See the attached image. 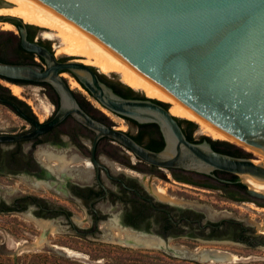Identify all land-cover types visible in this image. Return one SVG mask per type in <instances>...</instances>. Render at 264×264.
<instances>
[{"label":"water","instance_id":"obj_1","mask_svg":"<svg viewBox=\"0 0 264 264\" xmlns=\"http://www.w3.org/2000/svg\"><path fill=\"white\" fill-rule=\"evenodd\" d=\"M33 2L60 14L200 118L264 157V0ZM5 23L17 28L9 20ZM17 30L21 47L42 57L47 70L0 63V76L51 83L62 101L50 121L35 123L36 128L24 134L0 135L1 144L30 141L70 115L95 133L92 153L97 141L107 137L144 163L162 168L155 169L163 174L197 180L211 173L239 177L243 187H230V191H246L264 204V159L254 164L251 159L219 153L205 140L189 142L178 117L165 106L146 96L127 99L117 95L99 80L92 66L74 61L59 63L51 52L28 41L22 27ZM62 70L72 73L107 111L140 125L156 124L164 148L158 152L148 150L125 132L108 128L87 115L57 77ZM93 163L97 169L101 166L94 159ZM165 249L176 253L168 246Z\"/></svg>","mask_w":264,"mask_h":264},{"label":"flooded vegetation","instance_id":"obj_2","mask_svg":"<svg viewBox=\"0 0 264 264\" xmlns=\"http://www.w3.org/2000/svg\"><path fill=\"white\" fill-rule=\"evenodd\" d=\"M5 3L8 2L5 1ZM5 3L0 2V25L4 24L5 21L7 20L14 22L15 24L18 23L17 21L2 18L3 16H9V14L5 12L11 10L13 7V5H6ZM16 27L17 28L22 27L25 30L26 38L28 41L39 44L42 48L55 55L53 53L54 51L50 49L47 43L38 41L37 39L38 36L36 38L33 37L34 29L25 26L23 24L20 26H17L16 24ZM0 30L4 31V27H1ZM0 35H6L11 37V42H12L11 46L8 47H4V45L0 46V63L9 64V65L36 66L40 68L41 72L47 70V64L42 57H40L35 53L28 52L21 47V37L19 32L17 38H14L10 33L0 32ZM57 61L59 63H63L66 61H72V59L66 60V59L57 58ZM93 71L97 73L99 80L108 88L112 89V91L117 95L127 99H141L142 97L141 95H138L137 93L129 92L121 88L119 84H116L111 79H105L99 73V71L94 68ZM64 74H69V75L65 76ZM57 77H59V79L63 82V84L70 90L78 106L87 115H89L94 120L104 124L108 128H114L116 130H119L117 129V127L110 125L107 122L106 118L91 106L92 103H90L91 102L90 98H92L98 105L100 104L81 85V83L76 79V77L72 73L62 70L57 73ZM72 79L75 81V83L72 82ZM13 87H18L19 90L26 91L27 94H31V95H35V92H37L38 95H42L44 101H40V103L38 104L39 106L35 105L34 107L31 99H25L23 96H20V94L18 95L13 94L12 92ZM74 88H76L77 90H74ZM78 91L81 92L79 93ZM85 94L88 96L85 97ZM61 101H62L61 95L59 94L55 86H53L51 83L16 80V79H9L0 76V106L2 108L7 109L9 112L13 113L15 117L23 120L27 124V127L20 130L19 132H9L6 129L0 127V135H20L33 131L36 128L35 123L44 124L50 121L54 117V115L61 107ZM28 106H30V108ZM99 108H102L101 105L99 106ZM102 110L104 111L106 109L102 108ZM43 114L45 115L43 119H41ZM111 114L115 115L113 113ZM110 119L113 121L112 118ZM124 119L125 118H123V122L125 123L126 122L125 120L130 122L132 125L135 126L136 131H135V135H130L125 131L123 132H125L128 136H130L133 140H135V142H137L139 145L154 152H158L164 148L165 142L160 132V129L156 124L140 125L129 119H125V120ZM178 123L182 127L184 134H186L185 127H187V130H190L192 128L187 123H182L179 121ZM94 137H95L94 132L81 125L72 116L69 115L58 125L46 131L45 133L38 135L37 137H35L30 141L3 143V144L0 143V165H3L4 169L9 172L12 173L21 172L22 173L21 176H25L30 180H36V181L42 180L49 182L53 185L50 189H43V190L52 191L57 195H62V196H66L69 193L72 194L77 199H79L81 204H83V209L85 211L90 212V214L86 213V217H85L87 218V220H85V223H87L89 227H87L85 229L86 231H84L83 233L95 234L97 235V237H102L103 234V231L101 230V223L108 221H112V223L116 227H119L123 230H129L137 234H146L156 237L146 230L149 221H152L153 223L155 222V224L158 227L157 232L163 238L167 237V235L163 234L161 230L163 223L165 221H168L169 219L166 216H163L165 213L168 214L167 206L165 204L177 206V207L193 208L202 211L205 213L206 218L208 220L225 219L230 217L229 213L227 212L225 213L217 212V215L215 217H208V214L201 209V206H208L207 204H202L196 201H189V200L182 201L177 199H174L175 201H170L168 199H173V198L168 197L165 194L164 190L162 191L165 194V198L162 199L157 197L153 192H151L150 187H148V186H152L153 184L147 185L144 183L143 179L146 181L148 171L151 172L150 170H154L155 168L156 169H162V168L153 167L144 163L143 161L136 158L130 151H128L127 149H125L124 147H122L121 145H119L118 143L107 137H103L97 141V143L95 144L94 152L92 153V145H93ZM144 139H146V142H144ZM103 142L116 144L120 148L127 150L138 160V162H142L148 165L149 169L141 168L140 166H137L136 162L133 160L131 161L130 164L127 163L129 169H124V170L121 169L118 166L117 162L112 159L115 158L114 155L110 154L109 151L104 150L105 148L102 146ZM23 145H25V148L28 152L21 153L20 147ZM40 146L50 147L53 150L59 152L64 151L69 156L79 157L78 160L72 161L70 166L71 170H73L72 172L74 175H76L75 170L77 169H80L81 172L83 173V169L84 170L87 169L89 164L90 169L88 170L86 175L83 174L85 178H82L80 176L79 177L72 176V175L69 177L55 176V174L52 171H50L48 167L42 165V163L38 161V159L36 158L35 151ZM93 159L101 165L98 169L95 167L93 163ZM102 159L112 161L113 168L110 167L108 164L104 163ZM77 164H82V165H77ZM116 165L118 166L119 170H116L114 168V166ZM28 174H31L33 176ZM202 175L204 177V180L197 185H199L200 187H205V189H208L209 191H212L213 186L216 184L221 186H229V187H239V188L243 187L239 184L238 180L225 179L214 173L202 174ZM119 176L125 177L126 179H130V180L124 181ZM180 180L184 182H190L185 178L182 179L180 178ZM111 183H115L116 186L117 185L119 186V193L113 192V187L116 186L112 185ZM153 186L156 187L155 185ZM55 188H57V191L55 190ZM141 189L144 190L145 195L144 193H142V191H140ZM123 194L125 195L130 194L132 195V198L124 197ZM244 195H246L248 198H251L247 195L246 191ZM151 198H153L154 201ZM233 199L234 201H238L239 198L235 196L233 197ZM29 200H30L29 197L16 199L9 206L1 205L0 209L2 212H12L15 210L20 211L22 207H17V205L20 203H25L26 201ZM104 201L106 203H109V205L107 206L104 203ZM118 201L123 206V209L120 210V214L116 216L105 217L106 214L110 215V213L112 212V208H113L112 204H116ZM32 205L34 208H36L39 211V213H36V215H39L40 217H35L29 213H22V215L28 214V216H30L34 220H43V221L52 222V224L58 227L60 226L56 223L55 220L47 219L45 217L54 218L61 216V218H63L65 222H68L69 224H73L75 226H80L81 224V220H82L81 217L76 215L72 216L70 214V211L62 207H56L49 201H44V202L35 201L33 202ZM84 205H87V207H85ZM208 207L213 209L211 206ZM149 210H153L156 214H158V216L156 218L153 215L149 217V213H148ZM99 212L102 215H100ZM201 219L202 217L200 216H198L197 219H193L191 218V213H189L188 211H182L179 217L180 220L179 222L186 223L187 225L192 224L196 226L198 228V231L200 230V232L203 231L205 233L203 237L208 239L229 238L238 243L246 244L249 247L251 245H257V244L264 245V232L259 231L256 228V225L253 226H255L257 233H251V232L249 233V232H245L243 227L236 221H221L217 224H208ZM31 222L33 223V221ZM223 227L225 228L227 227L231 232H234L235 235L233 233H232L233 236L225 235L224 232L222 231ZM90 229L92 230L90 232H87ZM49 231H46L45 233ZM106 240L108 241V239ZM204 243H224V242H204ZM50 248L56 250L53 247ZM131 248H137V247H131ZM64 256H69V255H64Z\"/></svg>","mask_w":264,"mask_h":264},{"label":"rangeland","instance_id":"obj_3","mask_svg":"<svg viewBox=\"0 0 264 264\" xmlns=\"http://www.w3.org/2000/svg\"><path fill=\"white\" fill-rule=\"evenodd\" d=\"M8 2V3H5ZM0 0V2L6 5H13L12 9H20V5L9 2L8 0ZM5 7V6H3ZM20 17V16H16ZM19 21L25 26H29L34 29L33 37L38 36V41L45 42L49 45L50 49L53 50L55 57L58 59H78L80 61L92 62L91 58L77 53L73 46L71 45V39L60 34L56 30H51L45 27L38 26L34 23L27 21L25 18L20 17ZM5 24V23H4ZM0 25V28L4 26ZM9 24V23H8ZM3 33H10L14 38L18 37V32L15 27L11 25L10 29H4L1 31ZM11 37L6 35H0V46L4 47L11 46ZM94 69L98 70L99 73L105 79H111L116 84H122L127 86L133 93H137L142 97L147 96L148 98H154L148 95V90L143 87H138L127 80L126 74L123 72H118L114 70H107L100 65H94L89 63ZM72 82L75 81L72 79ZM127 84V85H126ZM70 86V85H69ZM18 88V87H17ZM74 90H77L74 88ZM13 92V91H12ZM79 93L81 91H78ZM11 93V92H10ZM14 94V93H13ZM20 96L25 99H31L33 105L39 106L40 101H44L42 95L27 94L26 91L19 92ZM83 94V93H82ZM88 95L85 94V97ZM37 98V99H36ZM154 100L159 101L160 99L154 98ZM91 106L104 116L107 122L117 127V129L127 132L130 135H135L136 128L130 122L123 118L111 115L108 111L104 112L108 115L103 114L99 110V106L92 98H90ZM163 101V102H162ZM159 102L166 105V108H172L175 106L173 103L160 100ZM166 102V103H165ZM169 103V104H168ZM27 106V105H26ZM30 108V106H28ZM40 109V108H39ZM31 111V110H30ZM37 111V109H36ZM46 114V113H45ZM41 117L43 119L44 115ZM178 120L188 121L194 125L192 131V139L196 143H201L204 140L209 143L211 141H222L234 145L240 153L245 155V158L254 160L256 157L253 154V150H247L243 145L236 144L233 142L218 140L222 139L214 132V130L207 125L205 122L199 120H192L182 115H176ZM112 118L113 121L110 119ZM188 119V120H187ZM191 120V121H190ZM194 121V122H192ZM197 123V124H196ZM0 127L6 129L9 132H19L20 130L27 127V124L18 119L9 112L7 109L0 106ZM186 133L187 130L185 127ZM228 140V138L226 139ZM146 142V139H144ZM105 149L114 155L118 166L121 169H129L127 163L135 161L137 166L141 168L149 169V166L138 162V160L127 150L120 148L118 145H102ZM21 153L28 152L25 145L20 147ZM264 159V157H263ZM263 160H258L262 162ZM82 165V164H77ZM118 166H114L116 170ZM148 171L146 181L143 179L144 183L147 185H155L158 189L164 190L165 194L173 199L177 200H189L196 201L202 204H207L211 206L216 212H227L229 213V218L208 220L204 212L186 207H177L165 204L167 206L168 214H164L168 221H165L162 226L163 234L167 237H162L157 231L158 227L152 221L146 227L152 235L161 239L166 245L161 248H131L127 246H121L117 244L110 243L102 237H97L95 234L83 233L85 229L89 227L85 220H87L86 213L90 214L89 211L83 209V204L74 197L72 194H67L66 196L57 195L56 193L48 190H36L30 186H27L21 182L19 173H12L4 169L3 165H0V184L4 186H9L16 189L15 193L8 194L4 190H0V207L11 205L16 199H21L23 197H29L30 200L25 203H20L17 207H22L20 211L15 210L12 212H2L0 209V263L4 264H217V263H201L196 261L194 258L188 255H183L181 252L175 254L166 251L165 247L167 245H179L187 248L188 250H196L198 248H218L219 250H224L236 257L235 261L227 264H264V245H251L250 247L246 244L238 243L229 238L225 239H208L203 237L205 233L203 231H198V228L194 225H187L186 223L179 222V217L182 211H188L191 213V218L197 219L198 216L202 217L201 220L208 224H217L221 221H236L238 222L245 232L257 233L256 228L262 231L264 228V204L257 199L248 198L245 191H230L229 186L214 185L212 191L205 189V187H200L199 183L203 180H197L192 178L180 177L175 175L163 174L156 169ZM27 174V173H24ZM31 175V174H28ZM225 179L237 180L236 176L216 174ZM33 176V175H31ZM121 177L124 181H129L125 177ZM180 178H185L190 182H184ZM115 185V183H111ZM116 186V185H115ZM142 193L144 190H140ZM114 193H119V186L113 187ZM243 195H242V193ZM124 197L132 198L130 194H123ZM237 196L238 201H234L233 197ZM148 197V196H147ZM153 201L154 199L151 198ZM35 201H49L56 207H62L68 211L70 214L79 216L82 218L80 226H75L65 222L61 216L58 217H45L47 219L55 220L60 226L59 231L55 233H42L37 226L28 220L22 213H29L35 217H40L36 215L39 211L33 207V202ZM104 203L108 206L109 203ZM112 212L106 214L105 217L116 216L120 214V210L123 206L118 201L116 204H112ZM87 207V205H84ZM149 217L158 216L153 210H149ZM100 215H102L99 212ZM165 217V219H166ZM44 218V217H41ZM171 221V222H170ZM256 225V228L255 226ZM259 225V226H258ZM90 229L87 232H90ZM160 230V229H159ZM222 231L225 235L233 236L234 232H231L227 227H223ZM233 233V234H232ZM54 234V235H53ZM235 235V234H234ZM45 236L51 244L64 247L70 250L71 255L64 256L56 250L50 248L49 246L43 248L34 245L37 237ZM262 236V235H261ZM224 242V243H204V242ZM27 243L26 247H19L18 245H23ZM34 247V248H33ZM37 247V248H36Z\"/></svg>","mask_w":264,"mask_h":264},{"label":"bare ground","instance_id":"obj_4","mask_svg":"<svg viewBox=\"0 0 264 264\" xmlns=\"http://www.w3.org/2000/svg\"><path fill=\"white\" fill-rule=\"evenodd\" d=\"M11 3L20 5V9H11L6 11L5 13L9 14V16L16 17L20 16L25 18L27 21L34 23L38 26L45 27L51 30H56L60 32V34L64 35L71 39V45L73 49L88 58H91L92 62L80 61L78 59H72L74 62L82 63L84 65H88L89 63L94 65H100L107 70H114L118 72H123L126 74L127 80L136 86H140L146 88L148 90V95L154 98H158L160 100H164L166 102L173 103L175 106L169 109V113L175 117L176 115H182L192 120H199L205 122L209 125L214 132L222 139H227L234 141L231 137L215 128L211 124H209L204 119L200 118L198 115L193 113L171 95H169L165 90L159 87L157 84L152 82L150 79L139 73L132 66H130L124 59L120 56L112 52L105 45H103L100 41L88 35L84 31H82L79 27L65 21L60 14L53 11L52 9L44 8L41 6H37L33 0H8ZM17 17V18H20ZM4 29H10L11 24L5 23ZM66 76V75H65ZM75 86V84H74ZM12 91L15 95H18L20 90L17 87H13ZM151 98V99H154ZM159 100V101H160ZM235 142V141H234ZM247 148V147H246ZM249 149V148H248ZM251 150V149H249ZM255 154L262 156L259 152L253 151ZM35 156L42 163V165L49 168L55 176H77L82 177L86 175L88 172L89 164L87 169H83V173L80 169L75 170V174H73V170H71L70 166L72 161L78 160L77 156H69L64 151H56L50 147L40 146L35 151ZM263 157V156H262ZM263 160V159H262ZM102 161L108 164L113 168V162L102 159ZM254 164H261L262 162H258V160H252ZM239 178V177H238ZM21 182L30 186L36 190L50 189L53 185L46 181H36L30 180L25 176H20ZM150 187L151 192H153L159 198H165V194L161 189L156 187ZM0 190L6 191L8 194H12L16 192V189H13L9 186H4L0 184ZM57 191V188H55ZM167 199V197H166ZM170 201H175L174 199H168ZM201 206V205H200ZM201 209L204 210L208 217H215L217 212L211 209L208 206H201ZM226 215V214H225ZM24 216L33 221L37 228L45 233L50 230V233H55L59 231V227L52 224V222L43 221V220H34L28 214H24ZM259 226V225H258ZM262 231L264 232V228L262 227ZM101 230L103 231L102 237L109 242H113L115 244H119L127 247H137V248H161L165 246L160 239L153 237L151 235L146 234H137L131 232L129 230H123L119 227H116L112 221L101 223ZM260 230V228H259ZM54 235V234H53ZM34 245L43 248V246H49L56 249V251L62 255H71L70 250L64 247H59L54 244H51L50 241L45 237H37ZM21 247H26L27 243L25 242L23 245H18ZM168 247L172 248L174 251L181 252L183 255H188L196 259L201 263H217V264H227L235 261L236 257L227 251L219 250L218 248H198L196 250H188L187 248L179 245H169ZM34 248V247H33ZM37 248V247H36Z\"/></svg>","mask_w":264,"mask_h":264},{"label":"trees","instance_id":"obj_5","mask_svg":"<svg viewBox=\"0 0 264 264\" xmlns=\"http://www.w3.org/2000/svg\"><path fill=\"white\" fill-rule=\"evenodd\" d=\"M18 23H16L17 24V26H20V25H22L21 24V22L20 21H17ZM14 23V22H13ZM15 24V23H14ZM15 24V25H16ZM29 27V26H28ZM127 85V84H126ZM119 86L121 87V88H123V89H125V90H127V91H129V92H132L127 86H129V85H127V86H124V85H122V84H119ZM130 87V86H129ZM147 97V96H146ZM141 99H145V97H141ZM153 102H156V103H158V104H160V105H163V106H166V105H164L163 103H161V102H159V101H156V100H153ZM163 102V101H162ZM166 103V102H165ZM169 104V103H168ZM105 115H107L103 110H102V108H99ZM169 109H170V107H169ZM108 116V115H107ZM188 120V119H187ZM179 122H182V123H187L188 125H190L192 128L190 129V131L188 132V133H186L185 134V136H186V138H187V140L189 141V142H192V143H196V141H194L193 139H192V131H193V127H194V125L192 124V123H190V122H188V121H183V120H178ZM191 121V120H190ZM192 122H194V121H192ZM195 123V122H194ZM197 124V123H196ZM218 140H223V141H228V142H233V143H236V144H239V143H237V142H234V141H231V140H226V139H218ZM209 144H210V146H211V148L213 149V150H215V151H217V152H219V153H223V154H227V155H230V156H234V157H240V158H245V155H243L242 153H240L239 152V150L234 146V145H232V144H230V143H227V142H222V141H211V142H209ZM244 148L245 149H247V150H249L248 148H246L245 146H244ZM253 154H254V156L256 157V159H254V160H262L263 159V157L262 156H260V155H257V154H255L254 152H253Z\"/></svg>","mask_w":264,"mask_h":264}]
</instances>
